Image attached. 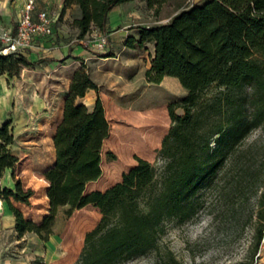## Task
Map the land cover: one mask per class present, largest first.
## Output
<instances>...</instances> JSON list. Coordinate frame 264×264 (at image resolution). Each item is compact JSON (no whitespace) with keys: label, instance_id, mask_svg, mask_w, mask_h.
I'll return each instance as SVG.
<instances>
[{"label":"trees","instance_id":"1","mask_svg":"<svg viewBox=\"0 0 264 264\" xmlns=\"http://www.w3.org/2000/svg\"><path fill=\"white\" fill-rule=\"evenodd\" d=\"M125 1L128 0H64V8L72 3L79 6L80 14L74 17L73 24L79 29L78 37H82L94 27L106 31L110 10ZM168 1L147 0V4L159 14ZM252 2L179 1L166 23L140 32V43L148 38V31H157L164 35L168 46L167 56L157 54L153 58L145 71L146 79L157 83L164 75L177 76L186 93L168 104L170 127L155 161L136 155V164L123 172L120 181L104 190L79 195L65 186V164L70 158L66 127L73 98L98 86L84 67L74 72L63 119L54 135L56 161L43 172L41 196L46 205L49 203V213L38 224L25 218L12 202L13 198L29 203L34 189L24 187L19 178H15V189L1 184L7 168H12L15 177L19 157L11 149L14 133L10 123L0 125V198L14 212L18 234L47 229L43 238L48 240L52 232L49 222L61 206L91 204L101 216L86 232L72 264H119L145 254L158 247L167 220L183 222L198 212L201 190L224 179L232 187L241 182L247 172L243 144L258 128L259 244L264 228V32L247 34L248 26L259 20ZM36 63L22 53H0V71L10 75H18L22 67ZM178 108L183 111L178 112ZM238 168V174L230 175ZM95 172L100 173V168ZM87 175L85 171L83 181ZM74 248L75 243H71L67 251ZM170 260L179 264L172 253Z\"/></svg>","mask_w":264,"mask_h":264},{"label":"rangeland","instance_id":"2","mask_svg":"<svg viewBox=\"0 0 264 264\" xmlns=\"http://www.w3.org/2000/svg\"><path fill=\"white\" fill-rule=\"evenodd\" d=\"M179 1L186 0H170L159 14H153L161 22H167ZM252 6L259 20L248 26L249 36L264 32V0H253ZM153 38L149 42L140 43L136 38L127 42L136 51L146 53L148 50L150 56L153 52L167 56L168 46L164 35L156 33ZM107 52L114 51L107 49ZM87 74L92 79L90 73ZM127 74V80L135 83L130 88L125 89L124 82L120 84L116 78L103 77L101 82L105 83L106 90L98 92L91 104L80 101L83 95H76L72 100L71 118L66 127L70 158L65 164V186L74 195L92 189L104 190L115 183L120 175L114 167L116 159L119 153L127 150L116 135L140 124L138 115L145 109L144 105H153L151 107L158 111L156 117L161 116V104L157 103L161 98V89L153 82L148 85L145 74L141 77L133 69ZM112 83H118L119 87H115L118 89L111 87ZM63 114L46 122L26 123L21 133H18L13 121L9 122L14 133L11 149L20 156L15 178L21 179L18 174H25V179H21L23 186L27 187V182L34 186V195L29 203H20L13 198L12 202L25 218H32L36 224L49 213V203L46 205L41 196L45 184L42 178H45L44 168L56 161L54 135ZM166 125L170 126V119ZM141 126L140 131L134 130L127 137L128 142L138 147H144L154 135L153 128L148 124ZM259 133L260 129L256 128L245 139L243 147L247 172L237 186L228 185L224 179L204 188L200 191L201 206L193 217L183 222L167 220L156 249L119 264H175L170 260L171 253L179 264H264V242L261 238L258 244L256 228ZM156 156L151 161H155ZM95 168H100L101 172L95 174ZM239 170L230 171V175L238 174ZM85 171H88V175L83 181ZM11 177L10 174H3L2 183L15 189V180L12 177L13 182ZM100 216L98 208L91 204L83 207L71 204L61 206L49 222L52 229L49 239L53 236L55 243L43 238L48 233L47 229H35L19 235L14 227L0 234V264H6L5 260L17 264H72L78 258L86 232L95 226ZM71 243H75V248L68 252L67 246Z\"/></svg>","mask_w":264,"mask_h":264},{"label":"crops","instance_id":"3","mask_svg":"<svg viewBox=\"0 0 264 264\" xmlns=\"http://www.w3.org/2000/svg\"><path fill=\"white\" fill-rule=\"evenodd\" d=\"M23 2L24 0H0V33L17 26ZM44 9L53 16L54 32L51 35L35 38L32 47L25 54L29 60L37 61V63L22 67L18 75L0 71V125L13 121L14 126L18 127V133L22 132L26 123L46 122L64 113L71 79L74 72L81 67L90 73L98 85V90L89 88L81 97L80 101L85 104H91L98 96V92L106 90L105 83L101 82L103 77L116 78L120 84L124 82L125 89L134 86L135 83L127 80V73L133 69V72H138L141 77H144L146 69L152 65V60L157 53L153 52L150 56L148 50L146 53L136 51L129 46L127 40L140 39L142 30L166 23L156 18L157 15L153 14L154 9L148 6L147 0H128L116 4L109 12L106 24V32L109 35L108 45L105 48L95 49L84 44L81 37H78L79 29L73 24L74 17L80 14V8L76 3L64 8V0H36L33 10L34 19H37L38 12ZM156 33L157 31H148L146 40L153 41ZM107 49L114 52L108 53ZM147 83L150 85V81ZM153 83L162 91L161 98L157 100V103L161 104V116L156 117L158 111L151 107L153 105H144L145 109L138 115L140 124L132 130L121 131L116 135L123 143L127 142L125 146L127 150L119 153L116 159L114 167L116 173L119 172L120 175L115 179V183L121 180L124 171H128L136 164L135 155L149 160L154 159L161 146L162 138L170 127L166 125L170 119L168 104L186 93L180 79L174 75H164L160 82ZM111 87L115 88L119 85L112 83ZM177 111L182 112L181 108ZM144 124L153 128L152 138L145 143L144 147L128 142L129 133L134 130L140 131L141 125ZM15 154L20 157L19 154ZM52 165L54 162L46 166L44 171ZM6 174L12 175L15 180L16 176H13L12 168H7L4 171V175ZM24 175L18 174L22 180L25 179ZM2 180L3 177L2 186L12 187L9 184H3ZM26 185L34 187L30 182ZM33 195L34 193L31 197ZM15 221L14 212L8 202L0 198V234L13 230ZM48 240L50 243H55L53 236ZM4 263L17 264L12 260H5Z\"/></svg>","mask_w":264,"mask_h":264},{"label":"built area","instance_id":"4","mask_svg":"<svg viewBox=\"0 0 264 264\" xmlns=\"http://www.w3.org/2000/svg\"><path fill=\"white\" fill-rule=\"evenodd\" d=\"M188 1L191 2V0ZM34 7L35 0H24L17 26L0 33V53H22L25 55L27 50L32 47L35 38L53 34V16L44 9L40 10L37 19H34ZM81 41L90 47L101 49L108 45L109 35L106 31L94 27L81 37ZM262 241L264 242V228Z\"/></svg>","mask_w":264,"mask_h":264}]
</instances>
